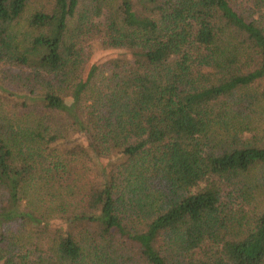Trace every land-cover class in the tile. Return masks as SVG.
<instances>
[{
    "label": "trees",
    "instance_id": "1",
    "mask_svg": "<svg viewBox=\"0 0 264 264\" xmlns=\"http://www.w3.org/2000/svg\"><path fill=\"white\" fill-rule=\"evenodd\" d=\"M0 264H264V0H0Z\"/></svg>",
    "mask_w": 264,
    "mask_h": 264
},
{
    "label": "rangeland",
    "instance_id": "2",
    "mask_svg": "<svg viewBox=\"0 0 264 264\" xmlns=\"http://www.w3.org/2000/svg\"><path fill=\"white\" fill-rule=\"evenodd\" d=\"M43 4L41 1H30L26 12L24 13V17H27L33 10ZM25 26L24 20L22 19L19 23V31L22 30ZM124 51L115 49V48H97L93 51V53L89 54L90 59L88 63H99L104 69L109 67V62L111 60H115L116 58H122L121 54ZM48 121L57 124V125H66V119L62 114L58 113H50L47 115ZM115 157V154L110 155L109 157H105L107 159H112ZM60 160L64 161L59 162L62 165L59 167L61 172L60 184H68V188L71 189L72 192L67 193L64 192L66 197L71 196L73 193V200L70 202H79L81 195L87 190L90 186L91 182L97 177V167L95 164L87 157H72L70 159L61 158ZM71 199V197H69Z\"/></svg>",
    "mask_w": 264,
    "mask_h": 264
}]
</instances>
